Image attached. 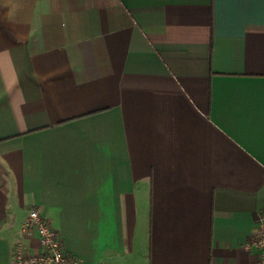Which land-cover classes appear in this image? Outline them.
Masks as SVG:
<instances>
[{
    "label": "crops",
    "instance_id": "crops-1",
    "mask_svg": "<svg viewBox=\"0 0 264 264\" xmlns=\"http://www.w3.org/2000/svg\"><path fill=\"white\" fill-rule=\"evenodd\" d=\"M33 209L87 264H260L264 0H0V264Z\"/></svg>",
    "mask_w": 264,
    "mask_h": 264
},
{
    "label": "built area",
    "instance_id": "built-area-1",
    "mask_svg": "<svg viewBox=\"0 0 264 264\" xmlns=\"http://www.w3.org/2000/svg\"><path fill=\"white\" fill-rule=\"evenodd\" d=\"M23 230L28 236H32L36 230L43 252L32 254L28 252L25 245L21 244L15 251L16 264H87L82 259L66 251L59 232L43 221L38 210L33 209L30 211L23 225ZM248 247L258 251L260 264H264V212L259 217V228Z\"/></svg>",
    "mask_w": 264,
    "mask_h": 264
}]
</instances>
